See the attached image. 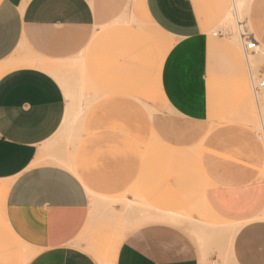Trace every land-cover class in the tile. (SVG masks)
I'll return each instance as SVG.
<instances>
[{
    "label": "crops",
    "instance_id": "1",
    "mask_svg": "<svg viewBox=\"0 0 264 264\" xmlns=\"http://www.w3.org/2000/svg\"><path fill=\"white\" fill-rule=\"evenodd\" d=\"M230 2L0 0V264H20L21 246L25 264H102L93 207L120 197L162 213L203 202L240 226L229 264H264L242 55L255 42L264 82V0L245 1L238 41ZM179 227L136 224L108 264H214Z\"/></svg>",
    "mask_w": 264,
    "mask_h": 264
},
{
    "label": "rangeland",
    "instance_id": "2",
    "mask_svg": "<svg viewBox=\"0 0 264 264\" xmlns=\"http://www.w3.org/2000/svg\"><path fill=\"white\" fill-rule=\"evenodd\" d=\"M245 1L246 0H239L236 12H233V16L229 22L232 25V31L234 34L232 40L234 41L236 40L235 37H239V33L242 32L241 34H243L244 31V27H241V29L238 28L237 20H243V12L246 5L244 4ZM230 5L231 2L229 7ZM249 59V65H251L250 70L252 76L255 78L258 75L257 71L259 66L253 61V58L250 55L248 56V60ZM247 85L249 95L248 100L250 102L248 111L253 118L252 128L259 135V138L264 145V112L262 110L264 88L255 95L252 90L250 79L248 80ZM82 115L83 114H78L80 117ZM262 179H264V173ZM131 195L135 197L134 194ZM2 198L3 196L0 194V225L2 223ZM123 199L125 200L124 197L114 199L119 200L116 202L120 203L117 204L120 207L119 211L115 210L116 205L112 207L105 204L103 200H98L97 204L93 207V211L96 213L97 226L88 233V246H90V250L93 249L97 253L110 255L113 252V249L116 251V246L121 244L123 238L134 230L136 222L132 217L125 216L121 204ZM137 200L139 201V198H137ZM124 206L126 211L125 202ZM181 214H188L193 218L192 221L183 220L177 225L181 226L179 228L190 237L198 250L207 256L213 255L214 264H229L227 248H229V238L235 230L236 225L223 222V220L214 217L203 202H199L191 209L181 212ZM20 252L22 254L20 264H25L26 260L31 255L30 251L21 246Z\"/></svg>",
    "mask_w": 264,
    "mask_h": 264
},
{
    "label": "bare ground",
    "instance_id": "3",
    "mask_svg": "<svg viewBox=\"0 0 264 264\" xmlns=\"http://www.w3.org/2000/svg\"><path fill=\"white\" fill-rule=\"evenodd\" d=\"M238 2H239V0H232V3L230 5V7H229V9L227 11L226 17L224 19V22H227V23L230 22V19L233 16V12H236V7H237V3ZM237 24H239V23H237ZM241 37H243V36L241 35ZM235 39H236L235 41H238V37H235ZM237 44H239V43H237ZM248 62L250 63V59L248 60ZM262 99L264 100V93H263ZM6 189H7L6 188V184L5 185L4 184L0 185V194H2V196L6 192ZM124 202H125V205H126V212H128V216H132V217L135 216L134 217V221L136 222L135 224L145 223V222H169V223L178 224V223H180L183 220H190V221H192V219H193L188 214H181V213H162V212L154 211V210L150 209L148 206H146L140 200L137 201V202H131V201H128V200L125 199ZM135 209H138L139 210V213H137L135 211ZM235 227H236L235 230L232 232V234H231V236L229 238V248L231 247L232 240H233V238H234V236H235V234L238 231V229H239L240 226L239 225H236ZM92 251L94 252V254L96 255V257L98 258V260L102 264H108L109 256L110 255L103 254V253H97L93 249H92Z\"/></svg>",
    "mask_w": 264,
    "mask_h": 264
},
{
    "label": "built area",
    "instance_id": "4",
    "mask_svg": "<svg viewBox=\"0 0 264 264\" xmlns=\"http://www.w3.org/2000/svg\"><path fill=\"white\" fill-rule=\"evenodd\" d=\"M255 52V42L252 40H246L243 45V56L244 58H248L249 55ZM250 83L252 86V90L254 94H257L261 88L264 86V82L262 80L261 74H258L255 78L250 74L249 76Z\"/></svg>",
    "mask_w": 264,
    "mask_h": 264
}]
</instances>
